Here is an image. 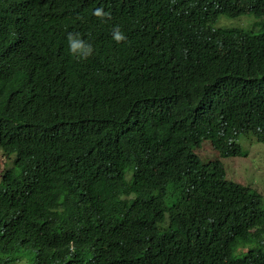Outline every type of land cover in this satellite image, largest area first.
Segmentation results:
<instances>
[{
	"label": "trees",
	"instance_id": "1",
	"mask_svg": "<svg viewBox=\"0 0 264 264\" xmlns=\"http://www.w3.org/2000/svg\"><path fill=\"white\" fill-rule=\"evenodd\" d=\"M263 124L264 0H0V264L47 242L80 264H264L261 196L190 164L206 140L246 157Z\"/></svg>",
	"mask_w": 264,
	"mask_h": 264
},
{
	"label": "clouds",
	"instance_id": "2",
	"mask_svg": "<svg viewBox=\"0 0 264 264\" xmlns=\"http://www.w3.org/2000/svg\"><path fill=\"white\" fill-rule=\"evenodd\" d=\"M65 1L70 6H79L83 4L86 0H65ZM92 15L97 17L103 22H107L108 20L111 19V14L108 12H105L103 8L95 9ZM111 38L117 44L123 43L127 39L126 35L123 33L119 25L113 26ZM66 40H67L68 51L73 56V58L77 60V62L87 61L90 57L94 55L95 49L93 48L92 44L88 42L87 40L83 39L80 33L69 32L67 34ZM49 79H62L70 84H78L79 82L82 81L80 78L75 77V76H70L69 74L65 73L62 70L52 71L49 75L48 80ZM112 119H113L112 117H108L106 119L107 123L110 124L112 122ZM259 143L264 145V124L261 127V142ZM204 146H207V145H204ZM208 147L213 151V154L209 157H202L203 156L201 154L202 149L198 151V156H197L194 153V151L198 148H194L192 151V154L195 158L190 161V164L194 167V169L198 173V177L204 175L209 170L210 166L216 165L218 169L220 170L221 174L223 175L224 180L226 181L225 171L220 161L221 158H225V157H221L219 153L213 148L212 145ZM215 151L217 153H215ZM0 153L5 159L10 161V165L7 167L3 168L0 165V175H1L5 169L13 166L15 155H11L7 157L2 153L1 150H0ZM199 158L207 159V160L211 159V161L203 163L201 162ZM52 189L53 187L48 182L46 168H45L37 180L36 190L39 192H48ZM47 243H50V242H47ZM47 243H37L36 245L27 249L24 252V254L10 261L8 264H15L21 259H22L23 264H25V261H26V264H80V262L76 260L75 254L59 257L55 253L50 254V253L44 252V250L48 248ZM57 259H59V261H56Z\"/></svg>",
	"mask_w": 264,
	"mask_h": 264
},
{
	"label": "rangeland",
	"instance_id": "3",
	"mask_svg": "<svg viewBox=\"0 0 264 264\" xmlns=\"http://www.w3.org/2000/svg\"><path fill=\"white\" fill-rule=\"evenodd\" d=\"M254 22L255 19L251 16H244L239 19L221 18L216 26L249 30ZM237 142L247 152V156L220 159L225 171V179L256 190L262 198V206L264 208V145L256 142L251 135H240ZM208 146H211L210 142L207 140L203 141L194 153L198 156V151L203 147L201 151L202 157H209L213 154V151ZM215 153L217 152L215 151ZM200 160L203 163L211 161V159ZM0 165L3 168L10 165V161L5 159L1 153ZM241 254V249H238L235 253L236 256ZM15 264H23L22 259Z\"/></svg>",
	"mask_w": 264,
	"mask_h": 264
}]
</instances>
